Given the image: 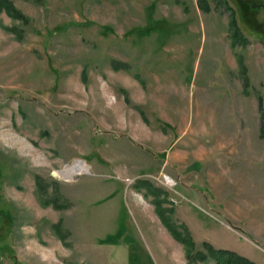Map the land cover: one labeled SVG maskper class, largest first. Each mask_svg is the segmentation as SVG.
<instances>
[{"label": "rangeland", "instance_id": "rangeland-1", "mask_svg": "<svg viewBox=\"0 0 264 264\" xmlns=\"http://www.w3.org/2000/svg\"><path fill=\"white\" fill-rule=\"evenodd\" d=\"M8 1L0 264H215L206 240L264 264V0ZM241 194L243 237L213 210Z\"/></svg>", "mask_w": 264, "mask_h": 264}, {"label": "crops", "instance_id": "crops-1", "mask_svg": "<svg viewBox=\"0 0 264 264\" xmlns=\"http://www.w3.org/2000/svg\"><path fill=\"white\" fill-rule=\"evenodd\" d=\"M229 138V137H228ZM232 138H234V140H232L231 138H230V140L229 141H221V145L220 146H222L220 149V152L222 153V154H226V155H231V154H234V152H235V150L237 149V146H238V150L236 151V152H239L240 154L241 153H243V154H246V153H248V150H251L252 148H249V147H245L246 148V150H247V152L245 151V148H244V146H243V148H241L242 146H241V144L240 143H249V141H251V139L249 140V137H247V136H243V135H238V136H236V137H232ZM236 138V139H235ZM260 141H263V140H261V138H258ZM234 146V147H233ZM259 149H260V151H261V154H262V156H264L263 154H264V147L262 146L261 148L260 147H258ZM243 149V150H242ZM200 151L202 152V155H201V157L197 160V162L198 161H200V160H202V157L204 156V152H205V149L202 147V149H200ZM235 152V153H236ZM258 152H259V150L257 149H255L254 150V152H252V155H256V154H258ZM254 153V154H253ZM260 154V153H259ZM242 174H243V171H242ZM215 188H216V190L217 191H219L220 192V189H219V187H218V184L215 186ZM218 199H220V198H218ZM203 200H204V202L207 204V205H211L212 203L210 202V200L208 199V198H206V197H203ZM239 200H240V205L237 207L238 209L235 211V210H232V209H226L225 207L224 208H221V207H218V208H216L215 207V209H213L214 210V212L215 213H217V214H219V215H221V216H224V217H226V218H228V219H233L235 222L233 223V225H229L228 223H225V225H226V227H228V228H230V229H232L235 233H237L238 234V236H242L243 237V231H245L246 230V232H249L250 230L248 229V228H245V227H243V194H241L240 195V198H239ZM218 200H215V203H216V205H218ZM244 228V229H243ZM237 229L238 230H240V231H242V233H240V232H238L237 231ZM250 233V232H249ZM240 234V235H239ZM252 234V233H251ZM207 241V240H206ZM211 245L213 246V244L211 243ZM215 245V244H214ZM216 246V245H215ZM214 247V246H213ZM217 247V246H216ZM229 250H232V249H229ZM232 251H234V250H232ZM236 252V251H235ZM238 253V252H237ZM240 255H243V256H245V257H247V258H249L248 256H246L245 254H240ZM250 260H252L251 258H249ZM252 261H254V260H252ZM255 262V261H254Z\"/></svg>", "mask_w": 264, "mask_h": 264}, {"label": "trees", "instance_id": "trees-1", "mask_svg": "<svg viewBox=\"0 0 264 264\" xmlns=\"http://www.w3.org/2000/svg\"><path fill=\"white\" fill-rule=\"evenodd\" d=\"M0 9H5L12 16L22 17L23 15L11 4L8 0H0ZM204 2V3H203ZM225 2V1H223ZM199 6L203 11H209V5L205 0H199ZM230 12L229 16V27L233 30V36L238 34V25L236 18L234 16L233 8L226 6ZM187 230V229H186ZM203 248L206 250V254L214 259L215 264H256L254 261L249 258L240 255L229 249L215 248L210 243L204 241L202 242ZM198 253V254H197ZM197 256L204 258L205 254L197 252Z\"/></svg>", "mask_w": 264, "mask_h": 264}, {"label": "bare ground", "instance_id": "bare-ground-1", "mask_svg": "<svg viewBox=\"0 0 264 264\" xmlns=\"http://www.w3.org/2000/svg\"><path fill=\"white\" fill-rule=\"evenodd\" d=\"M73 96L76 97V94H74ZM71 97H72V95H71ZM79 99H81V98L79 97ZM9 144L12 147H15V148L18 147V149H19V147L22 149L25 146L22 141H20L17 137H15L13 135L9 136ZM26 156H28L31 160H38L39 159V154L37 152L32 151L31 149L30 150L29 149L26 150ZM63 170L65 171V173H66V171L72 172V173H79V171L81 170V163L80 162H75L72 165H66V166H64ZM65 173H62V172L58 171V172H55L54 174L59 176V177H61V176H63L62 174L65 175ZM170 181H171L170 178H168L167 182H170Z\"/></svg>", "mask_w": 264, "mask_h": 264}]
</instances>
